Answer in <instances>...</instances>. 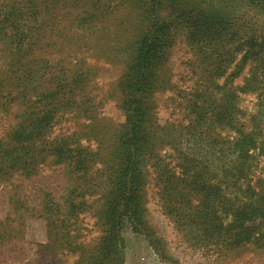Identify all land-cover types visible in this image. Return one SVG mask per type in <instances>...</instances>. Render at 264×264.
Instances as JSON below:
<instances>
[{"label": "trees", "instance_id": "16d2710c", "mask_svg": "<svg viewBox=\"0 0 264 264\" xmlns=\"http://www.w3.org/2000/svg\"><path fill=\"white\" fill-rule=\"evenodd\" d=\"M263 18L264 0H0V264L31 245L59 262L124 264L126 230L161 253L146 220L151 186L190 247L264 256ZM180 42L194 86L181 94L187 120L174 137L154 99L175 88L164 71ZM125 49V122L104 139L91 89L98 62ZM246 93L258 100L252 131L214 137V128L237 130ZM91 213L95 244L83 226ZM30 221L44 225L46 242L27 241Z\"/></svg>", "mask_w": 264, "mask_h": 264}, {"label": "rangeland", "instance_id": "374dc122", "mask_svg": "<svg viewBox=\"0 0 264 264\" xmlns=\"http://www.w3.org/2000/svg\"><path fill=\"white\" fill-rule=\"evenodd\" d=\"M258 18H261L259 16ZM264 21V18H263ZM131 38L121 41L127 42ZM123 43V44H124ZM122 44V45H123ZM129 51L125 49L121 51L118 58L113 61L101 60L98 63L104 69L100 71L92 85L91 91L96 96L97 101L100 102L98 111L100 113L99 131L105 135H101L104 139H113V135L121 129L125 122L124 112L121 109V99L118 91V85L123 78L128 61L130 60ZM192 59V52L183 42H180L175 48L171 61L169 63L168 71H164L165 75L171 76V83L174 89L165 91L164 93H157L155 95L156 114L160 125L173 124L175 133L174 137H178L181 132L178 127L179 124L186 123L185 112L181 109L184 93H189L194 86V80L189 70L188 61ZM248 69V68H247ZM245 69L243 74L235 80V85L242 86L244 79L248 76V70ZM258 100L254 94L240 95V114L238 115L237 130H224L219 132L217 128L212 129L213 136L221 137L222 139H233L238 137V130L242 133L252 131L251 118L257 114ZM73 122V121H72ZM75 129L73 126L72 130ZM71 130V131H72ZM184 135V134H183ZM264 162V161H263ZM264 164L261 163L258 173L263 170ZM29 185V183H25ZM32 186V184H30ZM29 191V190H28ZM26 191L28 200L31 201L32 206L38 204V196L36 188H30ZM7 191L0 185V214L5 213L4 208L7 207L6 200ZM146 220L148 226L153 231L155 239L160 241L161 253L156 252L150 246V241L141 235L132 233L126 230L124 236L126 241L125 262L124 264H264V256L247 249H241L228 253L226 256L218 257L213 253H205L190 247L185 241L184 237L179 234L174 225L163 214L159 198L157 197V189L151 186L148 193ZM83 226L86 228V239L88 242L96 243L100 237V227L97 223L95 213L83 216ZM27 241L33 243L46 242L45 227L38 221H30L28 223V231L26 236ZM33 251L28 254H21V256L14 259L8 258V264H73L76 257H65L60 262L51 258L49 254L41 253L39 247L31 245ZM37 252V253H36Z\"/></svg>", "mask_w": 264, "mask_h": 264}]
</instances>
